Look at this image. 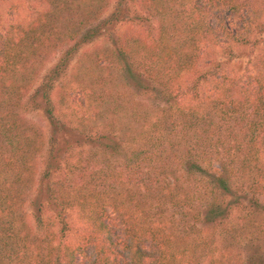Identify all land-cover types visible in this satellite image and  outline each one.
<instances>
[{
	"label": "trees",
	"instance_id": "1",
	"mask_svg": "<svg viewBox=\"0 0 264 264\" xmlns=\"http://www.w3.org/2000/svg\"><path fill=\"white\" fill-rule=\"evenodd\" d=\"M56 2L0 26V264H264V0Z\"/></svg>",
	"mask_w": 264,
	"mask_h": 264
},
{
	"label": "rangeland",
	"instance_id": "2",
	"mask_svg": "<svg viewBox=\"0 0 264 264\" xmlns=\"http://www.w3.org/2000/svg\"><path fill=\"white\" fill-rule=\"evenodd\" d=\"M36 2L37 0H0V26L1 28L6 29L16 19H21L22 21H24L23 19L27 20V18L30 19L31 17V19L33 20V9H34ZM108 2L111 5L113 0H108ZM108 2L107 0L105 1L89 0L82 6V3L76 0V3L74 5L75 11L73 12L70 10L68 11V10L58 9L56 6L60 3L56 2L51 9V12L55 15L52 22L58 25L59 27H63V31H66L67 29L71 28V25L69 26L70 23L68 22V19L64 21L63 17H67L69 18V20H72V18L76 17V20L73 21L74 22L73 25H76L78 21L79 23H81L82 21L84 22L85 20H87V18H92V20L94 21V17L96 16L103 17L109 11ZM105 3H106V7L104 9V12L102 13L98 12L96 8H99L101 4L104 5ZM82 12L84 14L85 13H88V14L84 15L82 14ZM81 14L82 16H80ZM85 24L86 23H84V25ZM128 25L130 26V23L125 22L124 24H121L120 26L124 28V27H127ZM66 26H68L67 29H66ZM79 34L80 33H77L76 37L79 36ZM262 36L264 37V32ZM73 38H75V35L72 37L71 42L76 40ZM63 39L64 38H61L60 41H62ZM107 42H108L107 39L98 38L97 40H94L90 44L86 45L84 48H86V50H89V51L95 48L103 49V47H107V46H103V44ZM260 46L261 45H259V47L257 46L252 51L250 47H247V48H243L242 46L236 47V48L233 47L234 55L236 56L232 58V61L228 64L227 68L231 70L232 74H235V73L241 74L245 72L246 63L249 60L250 61L253 60L254 57L256 58L258 56L260 52L259 50ZM216 55L220 56L217 58L221 59V55L219 53H216ZM207 61H208L207 59H204L202 61V64L204 65L208 64L206 63ZM38 85H39V81L34 83V85L32 83V85L28 88L27 95L31 94L33 92V89ZM24 118L29 123L34 122L37 125H39L42 128L43 132L49 130L48 120L39 111H36V110L33 111V109H29L26 111Z\"/></svg>",
	"mask_w": 264,
	"mask_h": 264
}]
</instances>
